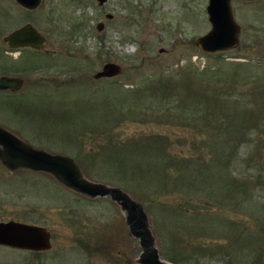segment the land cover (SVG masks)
<instances>
[{
  "label": "rangeland",
  "instance_id": "1",
  "mask_svg": "<svg viewBox=\"0 0 264 264\" xmlns=\"http://www.w3.org/2000/svg\"><path fill=\"white\" fill-rule=\"evenodd\" d=\"M207 4L41 0L28 10L0 0V59L26 69L12 75L28 81L19 97H0V126L125 190L147 214L160 258L264 264V0H231L238 44L212 53L197 46L211 29ZM26 23L47 54L3 43ZM108 62L121 72L95 79ZM139 143L155 151L136 154ZM114 148L138 174L105 161ZM8 220L45 227L51 248L0 246V264H139L125 212L48 172L0 163V222Z\"/></svg>",
  "mask_w": 264,
  "mask_h": 264
},
{
  "label": "water",
  "instance_id": "2",
  "mask_svg": "<svg viewBox=\"0 0 264 264\" xmlns=\"http://www.w3.org/2000/svg\"><path fill=\"white\" fill-rule=\"evenodd\" d=\"M20 6L32 10L41 0H15ZM103 0H99L102 3ZM231 0H209L206 7L211 29L197 39V46L205 52H217L238 44L240 27L231 9ZM11 47L40 49L45 41L31 24L27 23L4 37ZM121 72V67L108 62L94 74L95 79L111 78ZM13 85V86H11ZM11 86L18 88L15 79H0V89ZM0 162L10 171L20 168L50 173L59 183L90 198L109 196L126 213L129 233L139 239L141 252L139 264H172L160 258L149 228L147 214L143 207L131 199L122 189L84 177L75 160L66 155L51 154L34 148L12 132L0 126ZM50 232L43 226L8 220L0 222V246L28 251H46L51 248Z\"/></svg>",
  "mask_w": 264,
  "mask_h": 264
},
{
  "label": "trees",
  "instance_id": "3",
  "mask_svg": "<svg viewBox=\"0 0 264 264\" xmlns=\"http://www.w3.org/2000/svg\"><path fill=\"white\" fill-rule=\"evenodd\" d=\"M150 147H152V148H147L144 144H137V146L136 147H134V152H136V154L139 152V151H141L142 149H144V152H146V151H148V152H150V151H155V148H156V146L154 145V146H150ZM163 147V146H162ZM162 147H161V153H164L165 152V150H162ZM112 151H114V153H111V155H109L108 156V159H106L105 161H110V162H113V163H115V164H124L125 165V163H126V161H125V158H124V156H122L120 153H123L122 152V150L121 149H119V148H114ZM130 152H132V151H130ZM143 152V153H144ZM133 153V152H132ZM115 154V155H114ZM139 154L141 155V156H143V154L141 153V152H139ZM117 160H122V161H125V163L124 162H116ZM129 161H131V160H129ZM155 161V160H154ZM153 161V162H154ZM134 162H137V163H135L134 165H138V162H143L142 161V159H140L139 160V158H137ZM153 162H151V163H149L148 165H147V168H149V169H154L155 168V165H156V163H160V161L157 159V162L155 163H153ZM81 163V162H80ZM127 164V163H126ZM81 166H82V168H83V170H84V172L87 174V175H90L91 177H95V176H93L89 171H88V168H87V170L85 169V165L83 164V163H81ZM126 166V165H125ZM119 172H123L122 173V176H127V175H130L131 177L132 176H135V174L137 173L136 172V170L134 169V168H132L131 166H129L128 165V167L126 166V168H124L122 171H119ZM138 172H142V174H143V169H140ZM138 174V173H137ZM145 176H146V174L145 175H143V176H140L141 178H145ZM99 178V177H98ZM103 181H113V180H110V179H103ZM122 185H125V184H123L122 183ZM166 258H168V259H166V260H168V261H171V262H173V263H178V260H176L175 258H172V257H166Z\"/></svg>",
  "mask_w": 264,
  "mask_h": 264
},
{
  "label": "flooded vegetation",
  "instance_id": "4",
  "mask_svg": "<svg viewBox=\"0 0 264 264\" xmlns=\"http://www.w3.org/2000/svg\"><path fill=\"white\" fill-rule=\"evenodd\" d=\"M4 37L2 38V41H3V43L7 44L8 48L10 50L18 49V50H23L24 52L25 51H32L33 53H36V54H38L40 52L47 54V52L42 50V49L41 50H34L32 48H29V47H17V48L11 47L8 44V42H6L4 40ZM6 60L7 59H5V61ZM5 61H2L0 59V63H3V65H0V78L1 77L18 78V79H20V81H19L20 87L17 89H12V88L0 89V97H14V96H18V95L20 96V94L24 92L23 89L25 88L26 84H28V81L26 79L22 78V76L12 75V72L16 71L17 73H20V72H24L26 69L22 68V69L14 70V69L8 67V66H10L9 63L7 64L8 60L6 62Z\"/></svg>",
  "mask_w": 264,
  "mask_h": 264
}]
</instances>
